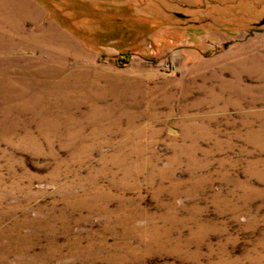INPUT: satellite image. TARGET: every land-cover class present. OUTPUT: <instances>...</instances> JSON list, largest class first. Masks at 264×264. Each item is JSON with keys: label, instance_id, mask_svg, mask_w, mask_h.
I'll return each mask as SVG.
<instances>
[{"label": "rangeland", "instance_id": "1", "mask_svg": "<svg viewBox=\"0 0 264 264\" xmlns=\"http://www.w3.org/2000/svg\"><path fill=\"white\" fill-rule=\"evenodd\" d=\"M38 1L49 40L0 58V264H264V0Z\"/></svg>", "mask_w": 264, "mask_h": 264}, {"label": "crops", "instance_id": "2", "mask_svg": "<svg viewBox=\"0 0 264 264\" xmlns=\"http://www.w3.org/2000/svg\"><path fill=\"white\" fill-rule=\"evenodd\" d=\"M50 30L53 18L38 0H0V58L38 51Z\"/></svg>", "mask_w": 264, "mask_h": 264}, {"label": "water", "instance_id": "3", "mask_svg": "<svg viewBox=\"0 0 264 264\" xmlns=\"http://www.w3.org/2000/svg\"><path fill=\"white\" fill-rule=\"evenodd\" d=\"M260 25H264V19L262 20V22L260 23Z\"/></svg>", "mask_w": 264, "mask_h": 264}, {"label": "trees", "instance_id": "4", "mask_svg": "<svg viewBox=\"0 0 264 264\" xmlns=\"http://www.w3.org/2000/svg\"><path fill=\"white\" fill-rule=\"evenodd\" d=\"M125 60H126V59H124V60H121V62H125Z\"/></svg>", "mask_w": 264, "mask_h": 264}]
</instances>
